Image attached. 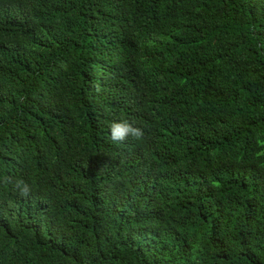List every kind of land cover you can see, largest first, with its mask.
Instances as JSON below:
<instances>
[{
	"label": "trees",
	"instance_id": "1",
	"mask_svg": "<svg viewBox=\"0 0 264 264\" xmlns=\"http://www.w3.org/2000/svg\"><path fill=\"white\" fill-rule=\"evenodd\" d=\"M0 264H264V0H0Z\"/></svg>",
	"mask_w": 264,
	"mask_h": 264
},
{
	"label": "clouds",
	"instance_id": "2",
	"mask_svg": "<svg viewBox=\"0 0 264 264\" xmlns=\"http://www.w3.org/2000/svg\"><path fill=\"white\" fill-rule=\"evenodd\" d=\"M111 140L113 143H121L129 136L133 139L140 140L143 138L144 133L140 128L134 127L132 123L123 120L119 123H113L110 127ZM16 187L18 194L27 197L30 193V186L23 181H17Z\"/></svg>",
	"mask_w": 264,
	"mask_h": 264
}]
</instances>
